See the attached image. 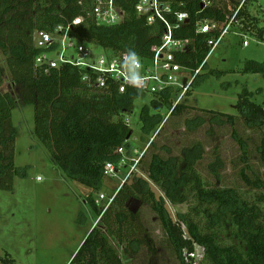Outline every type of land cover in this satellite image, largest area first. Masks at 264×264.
Returning <instances> with one entry per match:
<instances>
[{"label": "trees", "instance_id": "obj_1", "mask_svg": "<svg viewBox=\"0 0 264 264\" xmlns=\"http://www.w3.org/2000/svg\"><path fill=\"white\" fill-rule=\"evenodd\" d=\"M166 1L171 5L173 15L181 11L189 15L188 22L175 29L174 34L194 40L190 50L177 55L178 61L192 71L208 57L211 50L208 41L214 35L197 33V23L215 21L222 28L242 2L209 0L210 5L203 6L202 0ZM137 2L115 0L124 12L123 21L100 25L92 14L96 0H0V51L10 72V86L5 90V73L0 64V189L12 190L14 178L26 176V168L15 165L19 132L13 123V111L19 106L32 105L34 134L51 153L55 165L66 178L94 191L83 199L85 209L79 223L87 222L91 214L95 221L99 220L98 225L88 233L69 264H124L110 237L126 253L135 254L147 245L151 238L140 213L132 207L136 201L149 204L159 215L175 243L182 264L196 262L197 245L204 248L200 264H264V196H250L239 189L215 186L197 168L204 154L200 144L184 148L179 156L153 155L148 178L165 197L156 198L149 180L137 177L134 172L131 183L121 182L113 192H103L108 197L115 196L101 216L102 209L96 199L102 193L100 190L105 179L110 177L104 173L105 164L113 162L118 167L124 156L133 158L137 156L135 151H139L133 146L134 130L130 121L136 101L149 98L140 111L143 138L152 137L162 127L163 112L182 114L189 105L182 100L174 106L175 87L154 95L134 88L120 93L115 86L100 90L83 81L87 71L84 68L37 64L39 55L52 56L49 50L53 46L37 47L35 33H55V27L63 25L68 27L70 37L85 46L86 43L98 44L107 52L138 57L148 63L154 49L161 44L167 26L159 19L149 24L138 14ZM250 2H244L237 14L238 23L233 24L240 30L244 41L249 34L264 37L261 18L249 9ZM79 16H84V21L74 25L73 20ZM167 17L170 22L174 20L170 13ZM206 66L207 61L202 69ZM243 72L264 74V62L247 60ZM210 73L222 74L216 70ZM200 76L201 72L192 87L199 83ZM192 87L185 96L191 93ZM255 93L248 90L241 93L236 109L248 124L263 127L264 103L254 100ZM204 110L215 112L212 121L218 124L234 125L236 122L235 114ZM233 135L243 146L246 157V142L236 131ZM120 148L123 153L119 152ZM260 150L264 155V144ZM145 154L137 165L138 169ZM166 200L174 206L185 204L187 210L179 212L174 220L166 208ZM183 250L194 256L189 255L187 260ZM2 261L4 264H18L7 253Z\"/></svg>", "mask_w": 264, "mask_h": 264}, {"label": "rangeland", "instance_id": "obj_2", "mask_svg": "<svg viewBox=\"0 0 264 264\" xmlns=\"http://www.w3.org/2000/svg\"><path fill=\"white\" fill-rule=\"evenodd\" d=\"M248 6L261 18L264 28V0H251ZM239 33L236 25L231 26L207 58L199 83L184 97L183 102L189 107L178 115L163 112V125L152 137L143 138L140 131V111L149 98L136 101L130 115L134 130L132 142L134 148L146 152L143 163L135 170L137 177L149 180V165L154 154L164 158L179 156L184 148L200 144L204 154L197 168L215 186L232 187L250 196H264V155L260 150L264 144V126H251L236 109L240 94L245 90L256 92L254 100L264 103V74L243 72L247 60L264 62V37L249 34L245 38L248 44L244 45V37ZM86 47L92 51L93 58L106 54L101 45L86 43ZM0 64L5 73L3 89L6 90L10 86V72L1 51ZM213 70L221 72V76L211 74ZM259 89L261 93H257ZM204 109L235 114L236 122L218 124L212 121L215 112ZM34 114L32 105L19 106L13 111V123L19 132L15 165L26 168V176L17 175L12 190L0 189V264H4L2 258L6 253L18 264H69L95 221L89 214L87 222L79 223L85 209L83 199L94 191L66 178L55 165L51 153L34 134ZM234 131L248 146L246 157ZM127 160L125 170L121 167L116 176L107 177L100 192L111 193L127 179L132 164ZM132 178L127 181L131 183ZM149 185L156 198L164 196L151 180ZM97 193L99 191L95 195ZM132 207L140 213L151 239L132 254L126 253L110 237L124 264H182L159 215L144 202L136 201ZM166 208L177 220L178 213L185 212L187 205L174 206L166 200ZM201 251L202 246H197V253Z\"/></svg>", "mask_w": 264, "mask_h": 264}, {"label": "built area", "instance_id": "obj_3", "mask_svg": "<svg viewBox=\"0 0 264 264\" xmlns=\"http://www.w3.org/2000/svg\"><path fill=\"white\" fill-rule=\"evenodd\" d=\"M202 1L203 6L210 5L209 0ZM245 1L242 0L228 23L222 28L215 21L204 20L197 23V33L214 34L208 41V44L211 46L208 57L221 43L229 28L234 23H238L237 14ZM136 10L140 16H144L147 19L149 24L159 19L167 26L161 44L154 49V54L148 63H143L138 57L124 56L112 51H106L105 55L93 58L92 51L84 44L70 37L68 27H64L63 25H57L55 33L46 31H37L35 33L37 47L50 48L53 46L49 50L52 56L49 54L39 55L36 58V63H48L50 67L72 65L84 68L87 71L83 76V81L90 82L100 90H106L111 86H115L120 93H125L128 88H134L143 91L147 95H154L170 87H175L177 91L174 106L177 105L191 89L197 74L201 72L208 57L195 71L185 68L177 59L179 53L190 50L191 45L194 43L193 39L179 38L174 34L175 29L183 27L188 22L189 15L186 11L175 12L173 15L171 5L166 0H138ZM169 13L173 16L174 20L172 22L167 17ZM92 14L100 25L120 23L123 21L124 16L122 8L115 3V0H96ZM82 21H84V16H79L73 20V24L78 25ZM247 44L248 41L245 40L244 45ZM72 51H75L76 54H73ZM184 80H186L185 83ZM127 122H129V119ZM119 152L123 153V148H120ZM144 152L136 150L137 156L133 158L124 156L119 162L118 167L113 162H107L104 173L110 177L116 176L119 168L122 167L125 170L124 167L127 166V159H129L132 161V164L128 175L126 174V178L128 179L137 169V165ZM38 179L41 178L38 177ZM127 179H124L122 183L126 182ZM114 196L115 194L108 197L103 192L99 194L96 203L102 209L101 216L112 203ZM98 221H96L95 226L98 225ZM185 236H187L186 233ZM197 246L195 254L196 262L194 264H200V260L204 256V248L202 247L201 253H197ZM183 254L187 260L189 255L194 256V254H188L187 250H183Z\"/></svg>", "mask_w": 264, "mask_h": 264}, {"label": "crops", "instance_id": "obj_4", "mask_svg": "<svg viewBox=\"0 0 264 264\" xmlns=\"http://www.w3.org/2000/svg\"><path fill=\"white\" fill-rule=\"evenodd\" d=\"M95 223H96V221L93 222L92 227H91V230L94 228ZM91 230H90V231H91ZM73 255H74V254H73ZM73 255H72V256H73Z\"/></svg>", "mask_w": 264, "mask_h": 264}, {"label": "water", "instance_id": "obj_5", "mask_svg": "<svg viewBox=\"0 0 264 264\" xmlns=\"http://www.w3.org/2000/svg\"><path fill=\"white\" fill-rule=\"evenodd\" d=\"M186 82V80H184V83ZM132 134V132L130 133V135ZM130 135H129V137H130Z\"/></svg>", "mask_w": 264, "mask_h": 264}]
</instances>
